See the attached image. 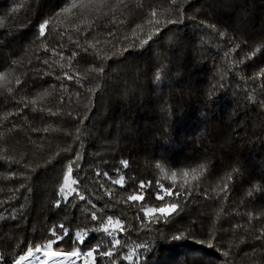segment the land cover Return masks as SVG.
I'll list each match as a JSON object with an SVG mask.
<instances>
[{
    "label": "trees",
    "instance_id": "trees-1",
    "mask_svg": "<svg viewBox=\"0 0 264 264\" xmlns=\"http://www.w3.org/2000/svg\"><path fill=\"white\" fill-rule=\"evenodd\" d=\"M72 3L0 0V264L29 247L80 262L97 249L91 264H264V0H125L84 24L58 15ZM73 161L84 200L59 191Z\"/></svg>",
    "mask_w": 264,
    "mask_h": 264
},
{
    "label": "snow or ice",
    "instance_id": "snow-or-ice-1",
    "mask_svg": "<svg viewBox=\"0 0 264 264\" xmlns=\"http://www.w3.org/2000/svg\"><path fill=\"white\" fill-rule=\"evenodd\" d=\"M180 2H181V0H170V3L172 5H176L177 6V8H176L177 11L179 10V3ZM122 4H125V0H116V4L115 5H113V3H111V0H78V2H77V0H73V3L70 5V7L65 8L63 10V13H60L58 15H64V14L71 15L73 13V10H79L80 23L84 24V23L87 22L88 15L94 14V13H101L102 10L105 9V8L113 9L114 7H119ZM165 11H167V9H165ZM151 16L152 17H156L157 16V12L155 10H153L151 12ZM166 22L167 23H175L176 21H174L171 18H169V19L166 20ZM149 23L159 24L160 20L159 19L150 20ZM48 26H49V21H47V20H45L43 23L40 24L39 33H38V35L40 37H44L45 36V30H46V28H48ZM88 26L91 27V25H88ZM80 30H81L80 27L77 25L76 31H80ZM221 35L223 36L224 33H221ZM150 38H151V34L149 35V39ZM144 42L146 43L147 41H144ZM88 47L89 48H94L95 45L92 44L91 42H88ZM257 51H259V49H257ZM75 55H76V53H73L72 57L74 58ZM61 58L63 59V57H61ZM44 63L47 64L48 61L45 60ZM61 67H63V65H61ZM97 70L101 71V72L103 71L102 68L97 69ZM8 75H10V73L9 74H0V80H5ZM261 75H264V69H262L260 73H256L255 74L256 77H259ZM69 78H71V77H69ZM156 78L159 79V76H157ZM7 82L11 83L10 80L7 81ZM17 83H19V79L18 78H17ZM8 91L10 92L11 89H9ZM48 95H49V93L47 91L42 92L36 97V99H33L30 102L33 105H35L37 103V100H42L45 97H47ZM210 95H211V93H210ZM41 110H43V109H41ZM74 163H75V161L69 163L68 166H67V173L63 176V185L64 186H62L59 189L61 194L65 193V188L69 184L75 185L78 182L77 179L71 178L72 177ZM121 163L124 165V167H127V161H122ZM156 167L160 168V165H157ZM204 169H205L204 165H200L199 169H193L192 170V179L193 180L198 179L199 175L203 174ZM232 171L236 172V171H238V169H233ZM97 175H100V174L97 173ZM103 175L105 177H108L107 173H104ZM183 175L185 177H187L189 175V173L188 172H184ZM175 177H176V173L173 172L172 173L173 182H175ZM228 178L229 179L232 178L231 173H229ZM124 179L125 178L123 176H120L118 179H112L111 183L114 184V185H120L121 187H123L124 186ZM146 186L147 185L145 184V182H141L140 185H139V188L143 189ZM224 190L225 191L227 190V185H225V189ZM71 191L77 192V190L75 188H72ZM162 191L166 195H172V193L168 192L166 189H163ZM108 194H109V196H111V192H109ZM77 195H79V198L81 200L85 199V197L83 195H81L79 192H77ZM247 195L251 196L252 195V190H250L247 193ZM157 198L158 199H162L163 197L158 195ZM127 200L128 201H141V200H143V196H141L139 194H132V195H129L127 197ZM57 206H59V205H57ZM177 207H178V205L176 203H172L171 205H168L165 208H159V207L158 208H149V209L145 210V215H150V214H153V213H155L157 211H160L161 213H166L167 214V213L175 212L177 210ZM247 215L249 216V219L251 220L252 217H253V214L252 213H248ZM260 217H264V211H261L259 213V216H257V218H260ZM91 219L95 221L97 219V216L95 214H93L91 216ZM108 224L109 225L113 224V221H112L111 217L108 218ZM59 227L63 228L64 226L60 225ZM122 227L123 226L120 224L119 220L115 221L114 230H115V228H121L122 229ZM104 231L108 232L109 229L107 227H105ZM52 234L55 236L56 235V231L53 230ZM63 235H67V232L65 231L63 233ZM77 235H78L77 242L80 243V244H83L84 243V235H82V234H77ZM261 237H264V227L260 228V236H257L256 238L260 239ZM174 239H180V236H176V237H174ZM119 245H120V240L119 239H113V247H116V246H119ZM208 246L212 247L211 244H209ZM47 247L50 248L51 244L47 245ZM34 250H35V252H39L41 249L40 248L33 249V247H29L27 249L26 255H20L18 258H15L14 261H13V264H24L25 260H28V259H30L33 256V251ZM95 251H98V250L97 249L90 250L84 255L87 258H93ZM100 254L103 255V256H107V257L113 256V252H111V251H104V252H101ZM52 255H60V253L56 252V253H52ZM65 255L68 256V257H79L81 255V253L78 252V251H72V252L66 253ZM224 255L228 256L229 253L226 251L224 253ZM127 258L129 260H131L132 256L129 255ZM2 259H3V257L0 256V260H2ZM86 264H87V261H86Z\"/></svg>",
    "mask_w": 264,
    "mask_h": 264
},
{
    "label": "rangeland",
    "instance_id": "rangeland-1",
    "mask_svg": "<svg viewBox=\"0 0 264 264\" xmlns=\"http://www.w3.org/2000/svg\"><path fill=\"white\" fill-rule=\"evenodd\" d=\"M62 186H64V185H62ZM71 189H72V184H69L65 188V193L61 194V196L67 197L70 194H72L73 191H71ZM41 252H43V251L35 252V250H34L33 251V256L30 259L25 260L24 264H39L41 261H43V256H42ZM58 253H60V252H58ZM60 254H63V253H60ZM24 255H26V253ZM74 258H75V260H74ZM92 259L93 258H87L84 255V257L81 259V262H80L79 257H70L69 260H68V263H64V264H80V263L81 264H86V261H87V264H91L92 263Z\"/></svg>",
    "mask_w": 264,
    "mask_h": 264
},
{
    "label": "bare ground",
    "instance_id": "bare-ground-1",
    "mask_svg": "<svg viewBox=\"0 0 264 264\" xmlns=\"http://www.w3.org/2000/svg\"><path fill=\"white\" fill-rule=\"evenodd\" d=\"M52 253H54V252L44 253L42 255L43 261H41L39 264H64V263H68V260L70 257L66 256L65 254L52 255Z\"/></svg>",
    "mask_w": 264,
    "mask_h": 264
},
{
    "label": "water",
    "instance_id": "water-1",
    "mask_svg": "<svg viewBox=\"0 0 264 264\" xmlns=\"http://www.w3.org/2000/svg\"><path fill=\"white\" fill-rule=\"evenodd\" d=\"M51 251H43L41 252V254L43 255L44 253H50ZM63 254H66V253H63Z\"/></svg>",
    "mask_w": 264,
    "mask_h": 264
}]
</instances>
